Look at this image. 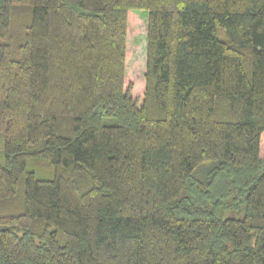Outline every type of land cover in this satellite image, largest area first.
<instances>
[{
  "label": "trees",
  "instance_id": "1",
  "mask_svg": "<svg viewBox=\"0 0 264 264\" xmlns=\"http://www.w3.org/2000/svg\"><path fill=\"white\" fill-rule=\"evenodd\" d=\"M0 264H264V0H0Z\"/></svg>",
  "mask_w": 264,
  "mask_h": 264
},
{
  "label": "rangeland",
  "instance_id": "2",
  "mask_svg": "<svg viewBox=\"0 0 264 264\" xmlns=\"http://www.w3.org/2000/svg\"><path fill=\"white\" fill-rule=\"evenodd\" d=\"M139 17L141 20V26H139L138 33L130 41L133 47V54L129 60L130 69H139L138 67L143 63L144 59V19L146 18V12L140 11ZM137 66V67H135Z\"/></svg>",
  "mask_w": 264,
  "mask_h": 264
}]
</instances>
